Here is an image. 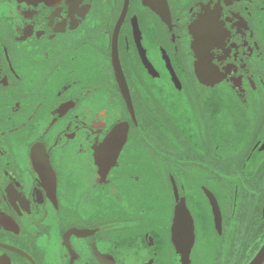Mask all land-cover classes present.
Listing matches in <instances>:
<instances>
[{
  "label": "flooded vegetation",
  "instance_id": "obj_1",
  "mask_svg": "<svg viewBox=\"0 0 264 264\" xmlns=\"http://www.w3.org/2000/svg\"><path fill=\"white\" fill-rule=\"evenodd\" d=\"M127 2L126 5V0H3L0 26L9 38L16 34L17 28L30 34L31 27L33 35L28 37L27 46L40 54L44 46L51 47L61 38L67 39L57 29L64 19L71 24L69 13L80 19L81 11L87 9L82 25L88 20L98 32L103 31L105 22L111 31L119 24L117 18H123L124 23L119 24L122 35L119 55L124 75L119 79L121 70L114 63L109 66V73L117 77L113 80L115 106L108 105L104 117L98 113L105 103L91 98L77 102V90L59 94L57 83L47 90L48 98L38 111L36 101L43 99L39 94L7 122L10 128L12 123L34 113L29 127L22 129L27 133L24 142L18 146L14 138H6L3 144L6 153L0 156V264H149L153 257L155 264H167L173 259L171 208L164 223L149 222L141 212L142 206L130 208L123 197L122 201H115L112 188L118 190L119 181L113 177L111 183H102L107 180L103 173L108 171V176H113V172L106 165L100 167L95 163L100 146L94 143L97 133L103 143L109 129L123 124L129 115L125 94L117 90L124 87L125 81L132 92L133 107L137 105L138 90L145 95L155 94L150 87L155 82L181 112L184 122L181 146L188 161L202 168L187 189L192 196L188 207L197 218L200 237L206 239L214 232L213 223L217 219L229 229L228 241L222 240L202 253L205 264H250L264 245V151L261 150L264 87L259 83L264 71V52L253 49L249 62L259 91L251 90L252 81L247 80L239 60L232 65L230 79L221 80L214 87L212 80L202 84L197 75L200 64L197 53L204 55L214 42L202 16L217 11L215 0L211 4L206 0H162L158 10L145 5L143 0ZM220 7L235 10L233 20L240 25V31L233 30V39L243 51L241 32L249 35L250 30L257 29L259 36V26L264 24V0L251 3L233 0L231 5L220 0ZM41 29L44 35L37 41L35 35ZM78 31L83 32V28ZM53 33L57 41L51 39ZM108 39L105 37L106 48ZM137 40L141 43L137 44ZM261 48L264 49V42ZM163 53L171 60L174 76ZM108 56L106 50V64ZM244 59L248 62L247 57ZM214 63L223 71L224 66L218 60ZM149 65L159 73V80L148 70ZM0 75H8L11 82L7 66ZM242 94L250 99L248 118L255 131L245 136L241 162L249 153L252 160L244 168H233L216 159L213 144L226 148L223 133L245 124L240 111ZM8 114L12 115L10 109ZM201 124L209 132L206 140ZM257 140H261L260 145ZM81 145L83 153L79 151ZM200 184L207 185L215 201L198 191ZM200 215L204 221L199 219Z\"/></svg>",
  "mask_w": 264,
  "mask_h": 264
},
{
  "label": "snow or ice",
  "instance_id": "obj_2",
  "mask_svg": "<svg viewBox=\"0 0 264 264\" xmlns=\"http://www.w3.org/2000/svg\"><path fill=\"white\" fill-rule=\"evenodd\" d=\"M213 0H206L211 4ZM231 5L233 0H223ZM217 11L202 16L205 26L212 36L214 42L208 46L204 55L197 53L200 59L197 75L202 84L212 80V86L221 80L230 79L232 65L236 60L247 73V80L251 82V90L257 89L256 81L253 80V73L249 69L253 49L257 53L264 52L261 42H264V24L259 26V36L257 29L250 30L249 35L241 32L243 51L238 47L237 40L233 39V30L240 31V25L236 24L233 16L236 15L234 9L224 10L220 7V0H215ZM251 3V0H249ZM3 7V0H0V9ZM126 11V9H125ZM205 8V12H207ZM87 9L81 11V18L78 19L69 13L71 24L64 19L58 25V31L64 32L67 39L61 38L57 41L55 33L51 35L56 44L51 47L44 46L42 54L36 49L28 47V37L26 29L17 32L11 38L9 34L0 26V74L7 66L12 77L9 81L8 75H0V156L5 155L3 147L6 138H14L19 146L24 142L27 133L22 129H27L34 113H29L27 119H20L19 123H12L7 127V122L13 120V116L24 111L23 105L30 102L34 95H41L43 99L37 100L39 107L43 106V101L48 98L47 90L55 84H59L56 91L59 94L68 92L70 89L77 90V102L81 98L100 101L105 103L98 116L104 117L107 106L113 105V80L117 79L114 73H109L108 68L115 64V68L121 70L119 79H123V71L120 69L119 42L122 39L119 24H123V18L118 17L119 24L113 26L110 31L109 25L105 22L103 31H97L95 25L82 19L86 17ZM251 16V11H248ZM65 26L69 31L65 32ZM248 27L247 24L244 25ZM29 28V27H28ZM83 28V32L78 30ZM44 35L43 29L37 31L35 40ZM105 37H109L107 48ZM126 42V37L123 38ZM249 40L252 43H249ZM140 44V40L136 41ZM143 47V45H141ZM219 52H213V49ZM109 53L108 62H105V52ZM163 52V49H162ZM146 55V52H141ZM248 58V62L245 61ZM163 58L167 61V67H171V60L167 53H163ZM264 59V58H262ZM218 60L224 69L217 67L214 61ZM149 71L159 80V73L155 72L149 65ZM175 74L173 73V76ZM207 77V79H206ZM241 79H245L244 76ZM259 83L264 87V71H261ZM155 89V94L145 95L142 90H138V100L136 107L132 105V92L124 82L123 88H118L125 94L127 107L130 110L125 122L118 127H112L104 135L103 143H100V135L97 133L94 143H99L95 163L100 167H107L113 172V176H108V171L103 175L107 177L102 183H111L113 177L119 181V189L112 188V196L115 201L125 202L128 207H141V212L151 223L162 224L168 217L169 208L172 212L171 232L174 246L171 249L173 259L167 264H205L201 259L203 252L212 248L215 244L228 241V225L215 220L213 223L214 232L208 238L201 239L197 218L192 215L188 205L191 201V193L187 191L190 183L196 179V175L202 170L200 165L190 163L185 154V148L181 146L180 137L183 135L184 122L181 112L173 106V101L168 98L162 86L153 82L150 86ZM243 93V89H241ZM264 99V92L261 93ZM241 114L245 124L238 128H229L223 133V143L226 148H222L219 143L213 144L216 152V159L229 164L233 168H244L251 162L249 153L241 162L244 156L242 147L246 134L254 132L251 127L252 121L248 118L250 110V99L241 95ZM9 109L12 115H9ZM54 123V121H53ZM106 126V125H102ZM71 127V125H69ZM204 139L208 138L209 132L203 124ZM74 136V133H73ZM264 139V131H262ZM59 143V140L56 141ZM257 145L261 140L256 141ZM253 148L252 151H254ZM264 151V147L261 148ZM79 151L84 152L83 145ZM33 159L36 158V149H32ZM202 158V157H201ZM251 175V171L248 172ZM235 187V184L232 185ZM199 192L212 196L207 185L200 184ZM215 201V197L212 196ZM218 208V205H217ZM235 219V212L231 214ZM204 221L202 215L199 216ZM149 264H155V258L149 259ZM264 264V262H262Z\"/></svg>",
  "mask_w": 264,
  "mask_h": 264
},
{
  "label": "water",
  "instance_id": "obj_3",
  "mask_svg": "<svg viewBox=\"0 0 264 264\" xmlns=\"http://www.w3.org/2000/svg\"><path fill=\"white\" fill-rule=\"evenodd\" d=\"M18 1L46 2L49 0H18ZM127 1H129V0H126V5L128 3ZM161 1L162 0H143V3L145 5L154 7L156 10H158L162 7ZM169 70H170V72L174 73V70L172 69V67H170ZM262 262H264V245L262 246V248L259 251V253L257 254V256L252 260V262L250 264H262Z\"/></svg>",
  "mask_w": 264,
  "mask_h": 264
}]
</instances>
